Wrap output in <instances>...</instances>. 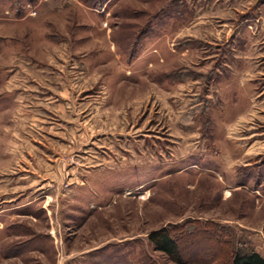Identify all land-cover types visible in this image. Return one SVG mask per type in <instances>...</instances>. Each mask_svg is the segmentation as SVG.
<instances>
[{
	"label": "rangeland",
	"instance_id": "obj_1",
	"mask_svg": "<svg viewBox=\"0 0 264 264\" xmlns=\"http://www.w3.org/2000/svg\"><path fill=\"white\" fill-rule=\"evenodd\" d=\"M239 246L264 256V0H0V264Z\"/></svg>",
	"mask_w": 264,
	"mask_h": 264
},
{
	"label": "trees",
	"instance_id": "obj_2",
	"mask_svg": "<svg viewBox=\"0 0 264 264\" xmlns=\"http://www.w3.org/2000/svg\"><path fill=\"white\" fill-rule=\"evenodd\" d=\"M149 239L156 249L181 263L178 244L166 228L152 231L149 233ZM229 264H264V257L253 249L239 246L233 250Z\"/></svg>",
	"mask_w": 264,
	"mask_h": 264
},
{
	"label": "crops",
	"instance_id": "obj_3",
	"mask_svg": "<svg viewBox=\"0 0 264 264\" xmlns=\"http://www.w3.org/2000/svg\"><path fill=\"white\" fill-rule=\"evenodd\" d=\"M259 253V252H258ZM263 256V255H262ZM264 257V256H263Z\"/></svg>",
	"mask_w": 264,
	"mask_h": 264
}]
</instances>
